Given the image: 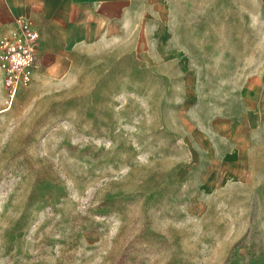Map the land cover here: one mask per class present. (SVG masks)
<instances>
[{
  "label": "rangeland",
  "instance_id": "374dc122",
  "mask_svg": "<svg viewBox=\"0 0 264 264\" xmlns=\"http://www.w3.org/2000/svg\"><path fill=\"white\" fill-rule=\"evenodd\" d=\"M152 2L0 81V264H264V0Z\"/></svg>",
  "mask_w": 264,
  "mask_h": 264
},
{
  "label": "crops",
  "instance_id": "0c3cea01",
  "mask_svg": "<svg viewBox=\"0 0 264 264\" xmlns=\"http://www.w3.org/2000/svg\"><path fill=\"white\" fill-rule=\"evenodd\" d=\"M152 1L0 0V37L14 26L16 16L29 17L40 31L35 70L48 77H63L74 56L84 47L88 51L90 38L113 37L123 22Z\"/></svg>",
  "mask_w": 264,
  "mask_h": 264
},
{
  "label": "built area",
  "instance_id": "2783aa9c",
  "mask_svg": "<svg viewBox=\"0 0 264 264\" xmlns=\"http://www.w3.org/2000/svg\"><path fill=\"white\" fill-rule=\"evenodd\" d=\"M40 31L32 19L16 16L14 26L0 37V70L7 105L20 88L27 87L36 67Z\"/></svg>",
  "mask_w": 264,
  "mask_h": 264
},
{
  "label": "bare ground",
  "instance_id": "6f19581e",
  "mask_svg": "<svg viewBox=\"0 0 264 264\" xmlns=\"http://www.w3.org/2000/svg\"><path fill=\"white\" fill-rule=\"evenodd\" d=\"M7 108H9V106H6V107H4L3 109H0V111L5 110V109H7Z\"/></svg>",
  "mask_w": 264,
  "mask_h": 264
}]
</instances>
